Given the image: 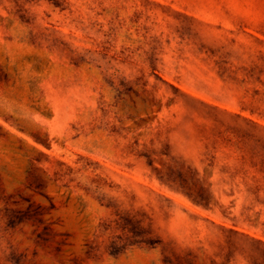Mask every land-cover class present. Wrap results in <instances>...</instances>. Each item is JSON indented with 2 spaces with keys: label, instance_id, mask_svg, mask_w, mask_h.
<instances>
[{
  "label": "rangeland",
  "instance_id": "obj_1",
  "mask_svg": "<svg viewBox=\"0 0 264 264\" xmlns=\"http://www.w3.org/2000/svg\"><path fill=\"white\" fill-rule=\"evenodd\" d=\"M0 264H264V0H0Z\"/></svg>",
  "mask_w": 264,
  "mask_h": 264
}]
</instances>
